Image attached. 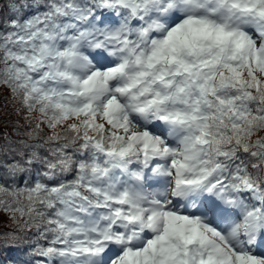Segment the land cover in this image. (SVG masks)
<instances>
[{"label": "snow or ice", "instance_id": "1", "mask_svg": "<svg viewBox=\"0 0 264 264\" xmlns=\"http://www.w3.org/2000/svg\"><path fill=\"white\" fill-rule=\"evenodd\" d=\"M0 88V264H264V0H0Z\"/></svg>", "mask_w": 264, "mask_h": 264}, {"label": "trees", "instance_id": "2", "mask_svg": "<svg viewBox=\"0 0 264 264\" xmlns=\"http://www.w3.org/2000/svg\"><path fill=\"white\" fill-rule=\"evenodd\" d=\"M6 104H9L7 108L5 107ZM17 119L10 105V97L7 90L0 88V132H8L11 134L14 122ZM20 123L23 124L22 119ZM13 139H16V137L13 136ZM0 142H2V140H0ZM10 227L11 224L8 218L3 213H0V233L8 231ZM4 256L5 258L18 260L22 258L23 252L20 249H6L4 251Z\"/></svg>", "mask_w": 264, "mask_h": 264}]
</instances>
